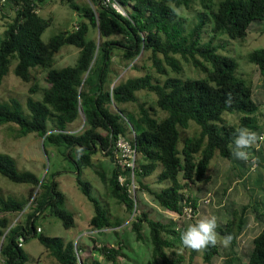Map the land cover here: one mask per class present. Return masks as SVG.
I'll use <instances>...</instances> for the list:
<instances>
[{
    "label": "trees",
    "instance_id": "1",
    "mask_svg": "<svg viewBox=\"0 0 264 264\" xmlns=\"http://www.w3.org/2000/svg\"><path fill=\"white\" fill-rule=\"evenodd\" d=\"M1 1L11 15L2 23L0 83L13 62L14 77L29 84L28 96L40 97L26 98V113L16 99L0 102V126L14 125L15 139L34 134L44 152L45 145L51 146L73 162L75 184L93 211L87 227L98 233L122 223L91 196L90 185L79 178L82 169L92 166V156L100 153L111 165L108 176L99 174L106 193L126 214L136 212L128 222L135 241L147 240L150 257L160 264H191L198 252L182 245L184 224L179 229L174 222L150 217L139 206L138 193L148 195L160 210L179 217L187 208L198 218L210 202L203 201L211 194L210 164L220 159L228 164V175L221 189L226 202L219 200L224 219L219 220L216 231L221 237L231 234L233 239L226 248L217 244L201 250V261L264 264V143L249 149L252 157L247 163L235 159L230 148L237 128L262 132L261 104L253 98L251 84L238 72L235 60L218 52L224 41H240L252 23L264 21V0H196L197 10L192 9L195 0H113L124 16L102 4L103 0H86L82 8L66 0L68 7L78 12L77 26L46 42L41 35L51 19L36 13L46 0ZM177 9L193 11V15L186 21ZM62 46L77 50L75 62L54 68L53 58ZM141 56L149 63L147 68L136 64ZM247 62L264 78V49L250 52ZM120 63L142 74L112 84L117 75L115 66ZM181 63L201 77L182 78ZM169 72L176 76H168ZM38 75L42 87L38 86ZM138 92L152 95L153 100L141 98ZM229 97L230 106L225 103ZM80 115L82 130L70 132ZM225 115L233 116L234 121ZM191 124L196 133L185 135ZM118 136L127 140L135 153L132 180L137 188L132 195L127 188L129 170L114 158ZM253 164L258 195L252 196L248 205L235 207L224 194L233 178H240L245 186ZM0 176L34 189L33 195L19 200L0 192V264H24L28 258L21 246L29 238H34L56 264H101L92 252L105 263L120 264L124 246L115 232V246L98 245L92 237L89 246H80L41 234L35 225L41 216L55 218L64 229L74 227L72 215L62 208L64 196L54 178L45 182L31 172L18 171L14 160L1 153ZM118 176L124 178L122 184ZM18 215L22 216L12 223L10 218ZM250 218L258 232L247 249L241 250L239 240ZM83 250L89 254L85 259L79 255Z\"/></svg>",
    "mask_w": 264,
    "mask_h": 264
},
{
    "label": "rangeland",
    "instance_id": "2",
    "mask_svg": "<svg viewBox=\"0 0 264 264\" xmlns=\"http://www.w3.org/2000/svg\"><path fill=\"white\" fill-rule=\"evenodd\" d=\"M74 4L78 8L85 6L86 0H73ZM194 10L199 7L196 4L192 6ZM178 15L183 17L186 21L193 15V11L186 12L183 9H177ZM36 13L43 18H50L51 25L48 26L41 35V40L46 42L50 37L64 31H70L77 26L78 12L70 9L66 0H46V3ZM11 15V12L6 5L5 1L0 0V40L2 38V23L7 20ZM95 32L90 30V36H95ZM224 39V38H223ZM258 49H264V21L260 23H252L247 31L246 36L240 41H231L227 39L224 41L223 48L218 52L222 55L232 57L238 66V72L245 80L249 81L252 87L253 98L260 102L259 111L261 113L260 121H264V78L260 76L257 69L247 62V56L250 52ZM77 56V50L72 46H62L58 53L54 56V68H62L71 66L74 64ZM138 66L147 68L149 63L143 56L136 60ZM13 62L10 63L8 72L0 83V102H6L13 98L18 101L23 113L25 109V101L27 97L33 100L39 99V94H32L28 96L27 89L29 84L22 83L19 79L15 78L12 73ZM182 78H199L200 74L190 69L185 64L181 63ZM117 75L112 80V84L117 83L120 80H124L127 77L139 76L141 72H134L128 67H123V64L115 66ZM168 76H176L173 73H168ZM37 83L39 87H42L43 81L41 75L37 76ZM138 96L146 98L148 101H152L153 97L150 94L144 92H138ZM164 114V113H163ZM225 119L228 121H234V117L231 115H225ZM82 117L79 118L69 127L70 132L79 133L82 130ZM16 127L14 125L5 124L0 126V153L11 157L16 165L18 171H28L33 173L39 180L44 179L45 182L51 178L57 183V190L63 194L64 202L62 208L72 215L74 221V227L70 229H64L58 220L50 216H41L35 221V225L41 229V234L48 237H57L64 242L71 241L76 245L89 246L92 237L98 245H116V238L114 232L119 236L123 244L121 253L124 254V258L119 259L120 264H160L158 261H153L150 257V245L147 240L137 242L134 239L133 234L129 229L128 222L133 219L136 212H131L130 215L126 214L123 209L117 205V203L106 193L104 185L101 181V175L108 176L111 165L107 158L103 157L100 153H96L92 156V166L82 169L80 172V180L87 182L90 185V194L101 205L109 208V213L112 217H115L117 221L121 222V225L114 229H105L100 232L91 231L87 227V221L92 216L91 204L87 201L85 196L78 190L75 181L73 162L67 158L66 155H62L51 146L45 145V152L41 146V140L34 134H27L23 137L15 139L14 131ZM197 128L194 125H190L185 131V135H194ZM181 144L179 140L178 145ZM264 150V144H262ZM252 157V156H251ZM72 160L75 159V152H71ZM255 167L250 168L247 174V181L243 186L240 178H233V182L230 186V190L225 192L224 195L230 200L231 204L235 207L240 205H248L252 201V196H256L257 190L255 185L257 184V172ZM209 173L212 177V187L209 190L211 200L209 205L204 206L202 212H199L200 216H216L217 220H223L222 213V200L226 202V199L222 198V190L225 187V178L228 175V164L220 159H214L209 167ZM163 187V185H159ZM128 192L134 194L133 188H137L135 182H130L127 185ZM0 192L4 196L13 197L16 199H26L30 194L33 195L34 189L30 186H24L19 184H13L0 176ZM194 192V191H193ZM234 192V193H233ZM139 206L145 211L149 212V216L160 220L162 222H174L176 227L181 229L182 223L185 228L188 224L196 221L197 214H187V208L183 210L181 216H176L173 213L160 210L151 201V198L145 193H138ZM220 200V201H219ZM219 203V204H218ZM200 208V207H198ZM202 209V208H201ZM22 216V215H21ZM21 216L11 217L12 223L18 221ZM111 219V218H110ZM113 219V218H112ZM111 219V221H113ZM258 232V226L255 221L250 218L247 229L242 234L239 240V248L246 250L250 239ZM143 234L146 238L147 229L144 227ZM22 251L27 256V261L24 264H56L45 252L34 238H29L22 245ZM93 258L101 261V264H108L97 257L92 252ZM82 259H85L89 255L85 250L79 252ZM187 257L185 256V259ZM186 263V261H185ZM219 259L214 261V264H218ZM191 264H203L200 257V251L194 258Z\"/></svg>",
    "mask_w": 264,
    "mask_h": 264
},
{
    "label": "clouds",
    "instance_id": "3",
    "mask_svg": "<svg viewBox=\"0 0 264 264\" xmlns=\"http://www.w3.org/2000/svg\"><path fill=\"white\" fill-rule=\"evenodd\" d=\"M226 105H231L232 101L229 97L225 101ZM259 143H264V135L250 130L246 127L236 129L232 144L230 145L232 156L242 162H249L251 152L254 146ZM219 227L217 217L200 216L194 223L188 224L187 227L180 233V241L185 248L193 251H201L208 247H215L220 244L223 247H228L231 244L233 237L231 234L220 236L216 229Z\"/></svg>",
    "mask_w": 264,
    "mask_h": 264
},
{
    "label": "built area",
    "instance_id": "4",
    "mask_svg": "<svg viewBox=\"0 0 264 264\" xmlns=\"http://www.w3.org/2000/svg\"><path fill=\"white\" fill-rule=\"evenodd\" d=\"M102 4L109 5L111 9H113L116 13H118L121 16H124L123 11L119 8V6L113 1V0H103ZM261 135H264V129L260 133ZM113 153L114 158L118 164L122 166V168L129 170V179L130 182H132V171H133V165H134V159H135V153L134 150L131 148L130 144L125 140L123 137L118 136L114 142L113 146ZM254 167L255 165H251ZM117 181L119 184H122L124 182V178L122 176L117 177ZM211 200V196L208 194L204 197V203H208ZM191 214L190 209L187 210V214ZM39 229H37V232ZM18 246H21L19 243Z\"/></svg>",
    "mask_w": 264,
    "mask_h": 264
},
{
    "label": "water",
    "instance_id": "5",
    "mask_svg": "<svg viewBox=\"0 0 264 264\" xmlns=\"http://www.w3.org/2000/svg\"><path fill=\"white\" fill-rule=\"evenodd\" d=\"M81 117H82V115H81ZM82 120H83V117H82Z\"/></svg>",
    "mask_w": 264,
    "mask_h": 264
},
{
    "label": "crops",
    "instance_id": "6",
    "mask_svg": "<svg viewBox=\"0 0 264 264\" xmlns=\"http://www.w3.org/2000/svg\"><path fill=\"white\" fill-rule=\"evenodd\" d=\"M21 248H22V246H21Z\"/></svg>",
    "mask_w": 264,
    "mask_h": 264
}]
</instances>
